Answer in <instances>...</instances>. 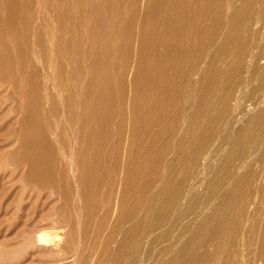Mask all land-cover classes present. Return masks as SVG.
I'll return each instance as SVG.
<instances>
[{
  "label": "bare ground",
  "instance_id": "6f19581e",
  "mask_svg": "<svg viewBox=\"0 0 264 264\" xmlns=\"http://www.w3.org/2000/svg\"><path fill=\"white\" fill-rule=\"evenodd\" d=\"M40 5L0 0V94L9 99L2 114L12 118L4 127L12 134L6 132L2 146L18 168L19 192L32 183L30 192L46 193L30 223L60 201L49 219L77 232L71 250L65 244L70 264L83 262L80 235L100 246L95 264L122 258L143 264L169 221L201 207L175 239L171 228L165 230L173 242L155 252L157 264H264V69L247 92V77L264 56V0H43L50 31L35 25ZM23 63L29 66L24 73ZM65 64L67 92L51 91L56 78L62 85ZM249 92L255 99L247 102ZM48 98L70 127L79 123L67 147L58 123L41 120ZM184 102L190 112L166 154L170 140L161 145L164 138L150 132L171 130ZM106 135L118 137L114 152L105 148ZM211 159L219 166L206 178ZM13 173L1 179L10 182ZM18 231L25 235L24 228ZM29 237L33 251L50 253L40 260L52 264L57 238L42 228Z\"/></svg>",
  "mask_w": 264,
  "mask_h": 264
},
{
  "label": "rangeland",
  "instance_id": "374dc122",
  "mask_svg": "<svg viewBox=\"0 0 264 264\" xmlns=\"http://www.w3.org/2000/svg\"><path fill=\"white\" fill-rule=\"evenodd\" d=\"M40 2H41L40 12L38 15V19L35 22V25L37 27L39 25V28L41 29V31L42 30L50 31V28L52 26V23L50 21V17L47 15L45 16L44 13L46 12V9L43 5V0H40ZM34 4H35V1H34ZM33 6H35V5H33ZM75 9L77 10V9H79V7L75 8ZM78 14H79V12H78ZM32 19H33V16H32ZM222 21H223V18H222ZM31 24H30V27H31ZM54 24H55V21H54ZM78 28H79V26H78ZM81 29H82V27H81ZM220 31H221V26H219V28L217 27L216 31L212 35L210 42H209V46L217 38ZM56 35H57V29L55 30V37H56ZM42 36L44 37V35H42ZM263 43H264V26L261 28V45ZM25 44H26V50H31V43L28 39H27ZM205 51H206V48L203 50L202 55L197 58L196 65L194 67L195 69L199 67V64L202 60V57H203ZM257 52H258V50H257ZM42 53H43V49L40 51V54H42ZM259 58L261 59L259 61V63L256 65H253V67H252V70H255V72L254 73L250 72V74L247 77L248 82H250L248 84L247 92L250 90L252 85H254L258 82V78L260 76V73L262 76L263 69H264V56H261ZM42 59H43V62L45 63L44 56H42ZM68 67L69 66L66 65V68L64 69V71H62L63 72V74H61V77L63 79V80H61L62 85L60 83V79L56 78L58 80V85L54 86V88L52 87L51 91H54L58 87V89H62L63 94H65L67 92L66 89H68L69 85L71 84V79L69 78V75L67 76ZM28 68H29L28 64L23 63L22 66L19 68V71L24 73V72L28 71ZM44 74H46V72ZM3 80H4L3 77L0 76V90L5 87V81H3ZM81 80H82V77H80L75 83L76 92H79V90H80L79 89L80 88L79 83ZM48 83H51V82L48 81ZM192 83H194V78H192V80H191V84ZM23 85H24V79H23ZM51 86L52 85H50L49 87H51ZM72 89H73V87H72ZM50 94H51V92H50ZM254 99H255L254 94L250 93V92L246 98H243V100H245L247 102L253 101ZM8 101H9V99H5L3 97V95L0 94V264H6V263L7 264H14V263H17V264H46L44 261L40 260L42 258L40 256H46L49 258L50 253L44 254L41 252L33 251L34 247H32V238L29 237L33 233H38V230L40 228L44 229L45 231L46 230L50 231L51 232V238H57V241H55V243L57 242L58 245L54 244V247L56 246L57 248L55 250H53V252L51 253V257H50V260L53 261L52 264H70V261H71V257L69 256L70 252L67 251L68 247L65 248V244L69 243L70 247L68 250H71V246H73V244H75L77 232L75 231L73 225L72 226L66 225L64 227L61 226L60 228H58L60 226V224L63 225L64 223H59L57 221V219H54V220L49 219L50 214H51L50 218H53L56 216L54 213V208L59 206L60 201L56 202L55 205H52L53 207L50 211L49 210L43 211L42 212L43 218L42 219L40 218L41 221L40 220L37 221V224L34 225L35 222L33 223V225L30 223L32 217H38V214L40 212L39 206L42 207L44 205L43 199L45 200L46 193H44L45 189L43 190V192H41L42 194H40V195L39 194L36 195L35 191L30 192V190H31L30 188L33 187L32 183H28L27 185H25L26 188H24L25 190L22 191L23 193L19 192V191H21L20 190L21 182H20V179H18L16 177L17 176L16 171L18 168H15L16 165L13 167V165L11 164V162L9 160V156L7 155L8 154L7 150L6 151L3 150L5 148V145L2 146V144L5 142L3 138H5V136H7L8 134H9V136L12 134V131H11V134L9 132V130H11V128H9V130H6V131L4 130L5 129L4 127L10 123L12 118L9 119V113H7L6 115L2 114L6 110L5 107H7V106L9 107ZM17 102H18V104H20L22 102V99H21L20 95H18V94H17ZM17 102L15 101V105H18ZM51 102H52V99L48 98L46 106H44L43 108L41 107L42 108L40 111L41 120H44V117H45V119L49 120L50 122L56 121L58 123L57 130L61 134L60 140L63 142V145H65L67 147L68 143L70 142L69 139L71 138V136L73 134L79 132V130L77 129V126L79 123L75 122V123H73V126L70 127L69 122L65 121V118H61V116H60V106L58 104H56L53 108L49 105ZM243 104H244V102H243ZM48 107H49V109H48ZM50 107H51V109H50ZM190 107H189V104L187 102H184L183 104L180 105V107H177V117L175 118L176 122H175V120L171 121V125H173L171 130H168V129L167 130H161V129H152L151 130L150 135H149L150 137L154 134H158V135L162 136V138H164L162 141H160L161 145L166 140L167 141L170 140V146H169V149L168 148L166 149V154L170 153V150L172 148L171 147L172 141L178 136V131H179V128L181 126V121L185 116H187L189 114ZM15 119H16L15 124L17 125V123H16L17 118H15ZM168 121H170V118H167L166 120L163 121V123H164L163 126H167ZM105 137L107 138V141H105V144L107 146L105 148H109L110 151L112 149L111 152H114L117 149V147L115 148V146H114V142L117 141L118 137L113 136V135H111V136L106 135ZM148 146H149L148 157L151 158V156H152L151 142H148ZM156 150H158V147H157V149H155V151ZM262 151H263V149L261 150V152ZM254 157H252V158H254ZM163 160H164V157L162 158L160 164H162ZM210 163L211 164L208 165V168H207L208 173L206 175V178L211 177L219 166L217 160H215V159H211ZM20 164L21 163H17V166ZM261 165H263V163H261ZM261 165H259V167H261ZM12 168H13V171L15 173L14 180L8 182V180L5 179L3 181L1 179V177L5 173H7L9 170H11ZM159 173H160V171H159ZM158 176L159 175H157L155 177V179ZM12 182H13V184H12ZM3 186H4V188H6L8 186V188H6L5 191H3L4 190ZM10 186H11V188H10ZM34 186H35V184H34ZM99 188L101 191L107 189V194L110 193V195H108L110 198H112L114 196V192L109 188V186L101 184L99 186ZM7 189H9V191ZM4 192H6V193H4ZM8 194H12V196L8 195ZM16 194L17 195L22 194V195L20 196V198L17 199V197H19V195L17 196ZM34 196H36V197H34ZM6 198H8L10 201L8 200V202H7ZM35 198H36V200H35ZM39 198H40V200H38ZM15 199H17V200H15ZM12 201H14V203ZM33 201L36 203L34 204ZM16 202H17V204H15ZM191 203H192V197H189L188 199L185 200L183 210L188 209L189 205ZM12 205H14V206H12ZM30 206H32V207H30ZM5 207H7V208L9 207V208L7 209ZM34 208H36V209L38 208V209L36 210ZM200 208H197L195 213H192L191 215L189 214L186 217H183V214H182L176 223H174L173 220L169 221L167 223V226L162 230L163 234H160L158 236V238L156 240H154V242L152 243L153 248L155 247L156 250H152L153 251V252H151L152 255L150 254L148 256L150 258H147V256H146V259H149L148 260L149 262L145 259V262L144 263L142 262V263L143 264H147V263L157 264L160 261V259H159V256L156 255L155 252L159 251L160 248L163 246V244H168V242L169 243L173 242V238L176 237L175 235H178V233H179L178 231L181 228H183L185 226V224L187 223V218L191 217L193 219V216L199 212ZM23 220H26L27 223L22 224L21 222ZM18 227H19V229H21V228L25 229V235L24 236H20V232L18 231ZM167 228H171L173 230L172 231L173 238L171 236V238H170L171 240L167 239L168 235L165 234V230H167ZM174 232H175V234H174ZM80 237H81L80 238L81 241L85 242V246L84 245L82 246L80 253H79V256L83 258L82 264H95V258L93 256V254L95 252H96V254L99 252L100 246L95 245L94 240L92 238L87 239V237L85 235H82V236L80 235ZM110 247H111V243L109 244V249H110ZM124 261H125V258H122L116 264H126V263H124ZM105 262H106V260L104 262H102L101 264H105ZM96 264H100V263L96 261ZM108 264H115V263L111 262Z\"/></svg>",
  "mask_w": 264,
  "mask_h": 264
}]
</instances>
